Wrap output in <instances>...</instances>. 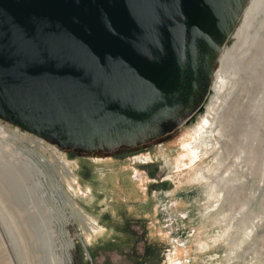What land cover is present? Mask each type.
Masks as SVG:
<instances>
[{"label":"rangeland","instance_id":"374dc122","mask_svg":"<svg viewBox=\"0 0 264 264\" xmlns=\"http://www.w3.org/2000/svg\"><path fill=\"white\" fill-rule=\"evenodd\" d=\"M251 7L199 138L94 162L0 116V264H264V0Z\"/></svg>","mask_w":264,"mask_h":264},{"label":"water","instance_id":"95a60500","mask_svg":"<svg viewBox=\"0 0 264 264\" xmlns=\"http://www.w3.org/2000/svg\"><path fill=\"white\" fill-rule=\"evenodd\" d=\"M227 3L0 0V116L61 153L82 152L94 162L143 156L176 131L173 139L188 137L190 127L181 124L188 113L174 115L187 105L185 95L197 99L202 83L193 91L162 78L185 52L196 58L200 45L215 41ZM241 11L225 34L232 48L252 12Z\"/></svg>","mask_w":264,"mask_h":264},{"label":"bare ground","instance_id":"6f19581e","mask_svg":"<svg viewBox=\"0 0 264 264\" xmlns=\"http://www.w3.org/2000/svg\"><path fill=\"white\" fill-rule=\"evenodd\" d=\"M227 2L228 3L225 4L223 8H220L221 13L219 16V20H221V27H220L218 36L215 38V41L211 43V40L207 39L202 45H200L199 52H198L199 54L198 56H196V58H189V56L187 55V52H185L182 57L177 59L175 63L167 69L166 73L164 74L165 76L162 78V79H166L168 77L170 78L173 77L176 82H180L184 86H188L189 88L191 87L193 91L195 90V87L198 85V81H201L202 92L198 93L197 99H195L194 101H189L190 98L185 95L184 98L182 99H185L184 100L185 102L187 101L186 103H184L187 105L182 106L183 108L180 109L181 115L179 113L174 115L175 116L174 119L177 117L179 119L184 114L186 115L188 113L187 118L183 120L181 124L190 127L189 129H191V127L193 126H197L194 130H192V132H190V133H193L194 138L201 137L202 132L209 128V126H207L208 123L209 124L211 123L210 117L206 116L203 113L204 112L207 113L206 105L208 104V101H209L208 98L210 97V92L212 89H214L213 80L215 76L217 63L218 61L219 63L221 62L220 55L222 54V52L225 51L226 47L231 43L230 42L231 37L225 38V34H226V31L228 30V26L231 24L232 21H234L240 15V12L242 13L241 10H243V12L245 10V14H246V9L249 8L247 9V13L249 11H252L253 13V7L251 6L254 0H227ZM246 2H247V5H246ZM255 3H257V1H255ZM221 7H222V4H221ZM194 44L196 43L190 42L187 45V48L193 46ZM211 74L214 75L212 78V81H211ZM221 75L223 74L221 73ZM176 96L180 97L179 94ZM171 105L173 106L176 105V107L178 106L175 103ZM196 120L204 121L205 125L197 123ZM189 129H187V131H189ZM0 132L2 134L3 132L2 129ZM183 156L185 157L186 154L184 153ZM192 157L193 158L196 157L195 153ZM147 158L148 157L146 156H139L136 160H145ZM28 163L35 169V171L37 170L39 174H43L41 169L32 159H30ZM200 173L201 175L198 174L196 176L197 178H200V176L204 178L206 176L203 170ZM196 177H195V180H196ZM43 251L41 253H43ZM46 256L48 257V260L43 258L41 260V264H63L64 262L62 258H57L54 255L52 256L46 255ZM46 256H43V257H46Z\"/></svg>","mask_w":264,"mask_h":264}]
</instances>
